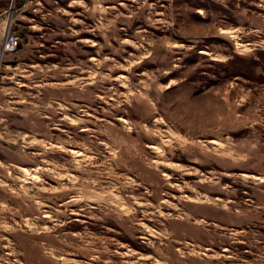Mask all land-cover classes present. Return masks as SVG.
I'll list each match as a JSON object with an SVG mask.
<instances>
[{
  "label": "rangeland",
  "instance_id": "1",
  "mask_svg": "<svg viewBox=\"0 0 264 264\" xmlns=\"http://www.w3.org/2000/svg\"><path fill=\"white\" fill-rule=\"evenodd\" d=\"M5 19L0 264H264V0Z\"/></svg>",
  "mask_w": 264,
  "mask_h": 264
},
{
  "label": "built area",
  "instance_id": "2",
  "mask_svg": "<svg viewBox=\"0 0 264 264\" xmlns=\"http://www.w3.org/2000/svg\"><path fill=\"white\" fill-rule=\"evenodd\" d=\"M4 24V30L2 32V37L0 41V47L2 51L4 50H13L15 48V44L18 41V35L11 31L10 24L8 23Z\"/></svg>",
  "mask_w": 264,
  "mask_h": 264
},
{
  "label": "bare ground",
  "instance_id": "3",
  "mask_svg": "<svg viewBox=\"0 0 264 264\" xmlns=\"http://www.w3.org/2000/svg\"><path fill=\"white\" fill-rule=\"evenodd\" d=\"M7 21H8V20L5 19V20L3 21V24L7 23ZM1 29H3V28H1ZM202 53H203V52H202ZM201 55H202V54H201Z\"/></svg>",
  "mask_w": 264,
  "mask_h": 264
}]
</instances>
